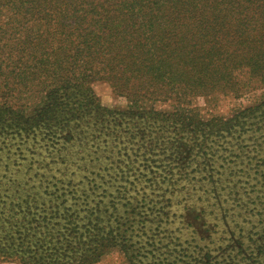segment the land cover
<instances>
[{
  "label": "trees",
  "instance_id": "16d2710c",
  "mask_svg": "<svg viewBox=\"0 0 264 264\" xmlns=\"http://www.w3.org/2000/svg\"><path fill=\"white\" fill-rule=\"evenodd\" d=\"M215 2L211 5V0H0V42L13 40L11 47L4 45L10 50L5 49L6 61L0 64V71L4 72L3 105L7 107L14 93L28 97L35 92L41 94L33 106L32 116L25 118L26 108H13L6 111L7 120L15 127L27 126L29 133L19 136L36 139L40 145L36 149H42L39 152L42 161H48L44 165L38 163L39 169L46 172L54 169L53 177L63 190L60 195L46 200L47 181H38L36 191L30 194H25L21 184L15 199L7 203L5 210L19 216L20 229L33 231L31 237L37 235L36 249L48 244L45 250L55 245L53 251H59L63 236L64 249L98 252L111 247L104 240L108 241L109 232L112 234L115 229H107L105 239L101 235L106 226L98 227L102 221L94 214L98 202L92 201L88 209L72 202V207L60 209L69 199L61 200L59 205L54 202L66 193L70 194V200H79L76 195L83 193L79 186L87 177L88 168V175H98L100 171L91 164L97 162L96 155L107 153L105 147L110 148L108 153L111 154V147L129 130L121 119L112 118L110 120L115 121L112 122L104 115L80 118L74 114L70 105L75 98L91 94L87 85L94 76L109 82L113 89L123 90L129 103L137 107L144 100L154 102V96L160 95V91L165 93L181 86L208 87L212 92L231 95L234 99L264 87V0ZM179 19L196 22L198 29L208 26L209 31L200 33L196 42L192 35L197 33L193 31L189 40L179 42L183 55L177 61L169 63L173 59L166 61L156 55L160 52L159 42L134 39L156 30L165 32L163 26H170ZM146 108L118 114L148 121L151 127L157 128L158 122H173L171 115L154 111L151 106ZM244 114L263 116L264 95L259 102L218 123L223 125L224 139L233 135L232 129L242 127L244 123L239 117ZM183 119L184 116L178 115V121ZM133 130L138 136L150 129ZM144 135L145 138L138 137V140L145 139L140 145L152 157L156 154L152 150L159 148L156 136ZM34 150L31 146L27 151L32 154ZM125 156L128 163L131 158L127 153ZM108 158L105 156V160ZM84 160L85 166L81 165ZM152 161L159 162L155 166H162L161 159L155 157ZM166 161L174 164L177 171L161 167L164 180L169 181L175 174H179L180 179V175L185 174L186 167L174 157ZM87 198L80 200L88 201ZM4 204L5 201H0V219ZM40 210H47L48 216L28 218ZM8 233V230L0 232ZM10 238L0 236L1 240ZM22 245L23 241L19 246Z\"/></svg>",
  "mask_w": 264,
  "mask_h": 264
},
{
  "label": "rangeland",
  "instance_id": "374dc122",
  "mask_svg": "<svg viewBox=\"0 0 264 264\" xmlns=\"http://www.w3.org/2000/svg\"><path fill=\"white\" fill-rule=\"evenodd\" d=\"M211 3L216 2L211 0ZM174 21L170 26H163L165 32L156 30L134 39L159 42L160 52L156 55L166 61L173 59L169 63L177 61L183 55L179 42L189 40L192 31L197 33L192 35L196 42L209 29L208 26L198 29L196 22L189 23L186 19ZM12 41L0 42V64L6 61L4 45L11 47ZM3 75L0 71V201H5L0 232L10 233L0 236L11 238L0 239V264H264V115L240 116L244 124L232 129L233 135L225 139L223 125L218 124L259 102L264 87L234 99L231 95L212 92L208 87L181 86L165 93L160 91V95L154 96V102L144 100L137 107L129 103L123 90L113 89L109 82L94 76L87 85L91 94L75 98L70 105L74 114L80 118L104 115L108 121L121 119L129 130L111 147V154L110 148L105 147L107 153L96 155L97 162L91 164L99 167L98 175H88L89 168L85 173L87 177L79 186L83 193L76 196L80 199L88 196V201L70 200V194L66 193L54 202L59 205L61 200L69 199L60 209L72 207L71 202L88 209L92 201L98 202L97 212L94 210L102 218L98 227L106 226L101 235L105 239L107 229L115 230L112 234L109 232L108 241L104 240L110 248H101L98 252L64 249L63 236L61 249L54 252L55 245L51 250H45L48 244L43 245V250L36 249L37 235L31 237L33 231L21 230L19 216L5 210L21 184L25 194H30L36 191L38 181H47L46 200L63 190L53 177L54 169L50 172L39 169L38 163L44 165L48 161H42L39 155L42 149L38 150L40 145L36 139L19 136L29 133L27 126L15 127L7 120L6 111L13 108H26L25 118L32 116L33 106L41 94L35 92L28 97L14 93L6 107L2 96ZM148 106L171 115L173 122H158L157 128L151 127L148 121L118 114L141 111ZM178 115L184 119L178 121ZM134 128L150 130L137 136ZM144 133L156 136L159 148L152 150L156 153L152 157L140 145L145 139L138 140V137L145 138ZM31 146L35 147L32 154L27 151ZM172 151L174 154L170 155ZM125 153L131 158L128 163ZM105 156H109L108 160ZM155 157L162 160V168L175 173V165L166 161L174 157L186 167L185 174L180 179L175 174L169 181L164 180L160 174L162 168L155 166L159 162L152 161ZM81 165L85 166V160ZM44 215L48 216L47 210L28 218ZM21 241L23 245L19 246Z\"/></svg>",
  "mask_w": 264,
  "mask_h": 264
}]
</instances>
